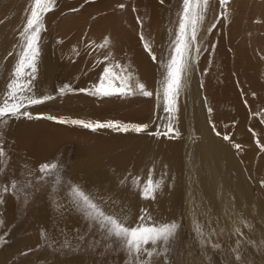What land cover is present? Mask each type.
<instances>
[{
    "label": "bare ground",
    "instance_id": "bare-ground-1",
    "mask_svg": "<svg viewBox=\"0 0 264 264\" xmlns=\"http://www.w3.org/2000/svg\"><path fill=\"white\" fill-rule=\"evenodd\" d=\"M7 1L9 0H0V9ZM14 1L19 2L20 7L23 6L24 8L25 5L26 14H30L33 0ZM61 1L66 3L62 4ZM167 1L169 0H163V3L161 0L160 2L158 0H57L54 9V11H73L81 6L75 13L79 20H83L92 14L97 15L99 26L102 27L100 29L105 31V35H92L96 39L95 41L98 42V48L100 47L101 54L99 56L104 59V51H107L109 58L110 55L112 58L111 62L108 60L106 63H110V66L115 64L121 66L120 70L119 68L113 69L114 72L119 70L120 74L124 75L126 72L122 71V67L130 70L134 78L139 79L140 82L145 84L147 90L154 93L152 97L145 98L143 95L142 97L144 101L145 99L151 100V104L146 100L147 105L150 107V109L148 108L150 113L145 119L148 120L147 122L155 123L153 124L154 127L156 126V129H159L156 133L160 131V126L170 119L168 114L162 110V97L158 99L156 96L157 90L160 89L159 82L161 81L162 68L159 63L153 62L154 64H152L148 55L142 52L135 34V27L139 25L145 36L146 30L144 28L149 29L155 26L154 22L158 21L157 37H159L160 33L163 32L166 20L168 19L167 21L170 22V19L173 18L172 26L174 30L171 35L173 40L178 31L183 0H176L174 3V0L172 1L176 8L175 14H172L171 11L163 12L162 9L167 4L164 7L162 6ZM120 5H124V7H120ZM207 7L209 8L207 10L205 8L204 19L199 26V32L205 27L207 29L212 24L211 20L208 22L209 11L215 13L220 11L222 17L219 26L226 27L227 35L224 36L228 38L230 35V41L233 40L234 42L231 43V46H227L221 41L219 44L211 46L204 55H201L199 51L192 71L184 77V87L178 97V111L174 112L171 117L172 126L178 132L177 135L171 137L163 135L167 128L166 125H163L165 130L160 135L150 134L151 131L155 133V130L149 129L152 127L151 124L144 132H135V134L129 127L128 131L119 130L120 132L117 134L118 132L112 128L92 131L79 125L59 123L56 120L47 119L48 116H52L65 121L73 119L92 123L96 121H117L113 118L115 115L109 117L106 115L107 112H104L105 110L89 103L86 95H75L69 100L65 98L69 103L61 107L58 106V111L51 110L53 107L49 109V105L45 104L39 110L35 106L28 111L32 113V119L23 116L6 120V124L0 128V146L9 145L5 147H8L9 150L7 151L10 155L8 171L6 172L8 180H14L17 177L25 178L26 181L32 180L37 174L40 175L39 166L42 163L52 162L51 160L57 154L58 147L67 148L75 140V143L77 142L76 161L70 169V177L75 184L84 186L85 189L96 194L98 198L102 197L101 209L106 213L112 211L123 212L128 214L132 221H135L141 214V210H146L151 213L157 223H164L176 219L182 209V213H185L184 217L188 228L194 217L199 223L208 224L220 214L221 218L226 217L228 219L223 222L227 226L229 224L227 222L231 221L230 218H233L235 220V223H233L236 224L238 220L241 221L242 216H245L249 223L247 225L252 226L250 232L256 233L264 241V160L259 161V159L257 161L253 157V155L258 154L260 148L251 143L252 136L250 133L247 134V131L243 128L242 122L245 123L246 116L242 119L243 121L240 119L241 124L239 123L240 125L236 126L238 129L234 132L232 140L225 141L223 139L229 121L236 116L235 113L240 105L238 101L240 102L239 97L241 94L244 96H247L248 93L253 94L254 102L245 97L243 100L251 105V110L257 109L256 111H260V114L264 117V112H262L264 111V66L259 69L256 66L253 67L249 63L246 54L247 49H251L252 41V47L257 49L263 60L264 36L262 35L264 33L251 41L248 38L240 37L244 36L242 34H245L247 30L258 28L259 32L264 31V0H242V2L240 0H229L223 5L216 3V5L208 4ZM14 8L17 10L16 6ZM50 13H53V11ZM50 13L47 16L50 17ZM245 14L247 22L243 25L239 19L242 16L244 17ZM69 20L66 22L68 28H63L65 32L76 30L72 20ZM5 24L0 25V98L3 97L6 91V84L16 63V54L20 51L18 47L20 42L13 49L11 47L12 50L10 49L9 41L6 38L7 28ZM52 33L50 30L42 33L41 54L38 59L36 79L34 80L33 94L36 96H43L44 94L48 96L49 93L55 91L53 78L56 65L59 61L61 63V61L65 62L73 56L76 57L73 50L68 51V53L73 54L71 56L65 54L67 53L65 51L62 52L63 49L69 50V47L66 45L60 47L59 36ZM156 40H154L155 44L152 43L153 47L151 46V49L157 55L159 46ZM198 41L196 46L201 50L202 44ZM9 53H13V55L9 56ZM193 55H195V52ZM166 56L167 53L162 51V56L158 59ZM116 59L119 62L116 61L114 64ZM254 59H256V56ZM73 62L68 64L66 68L69 78L72 79L73 77L74 79L73 83L75 82L77 86L81 87L87 84L88 81L91 82V85L98 82L99 75L102 72L100 67L90 74L85 72L86 67L84 68V65L87 61L82 56ZM250 62L253 63V61ZM93 64L90 65L94 67ZM83 72L85 74L81 76ZM61 76L65 77L66 75L61 74ZM66 80H68L67 76ZM90 84H87V86H90ZM160 90L162 92V89ZM138 95L134 98L136 99ZM115 96L111 97L115 98ZM123 97L125 98V96ZM55 100L50 105H56L59 102L58 99ZM130 100L132 101V99ZM136 100L133 99V101ZM117 101L119 100H116V103ZM104 105L106 106V104ZM78 109L80 112L77 111ZM209 109H211V112H209ZM62 110L71 113L76 112V115L72 114L69 118H66L62 115ZM38 112L41 114H38ZM248 112L247 115L250 114L253 118L252 112ZM261 115H259L260 118ZM36 116H40V118L37 119ZM261 119L264 120V118ZM125 124L131 126L130 120L126 119L123 123L121 122V125ZM132 124L134 125V123ZM213 125L215 132H219L221 135L217 136L215 134ZM250 127L251 129L254 128L253 132L261 136L262 130L259 126L257 127L255 118L251 121ZM119 135L123 136L121 138L117 137ZM123 137L124 140H122ZM236 144L240 145L239 149L235 147ZM58 156H60V159L57 160L56 158L55 161L60 164L61 158L64 160L65 156L64 154ZM253 159L256 161V169L255 167L253 169ZM149 170H152L154 181L161 178L164 181L162 190H158L154 200L144 199L140 195V189L147 182ZM135 177H139V183L134 182ZM45 212L47 213V211ZM44 214L42 213V220H40L43 223L42 225H45L44 222H48V215ZM71 217L72 219L75 218ZM74 222V220H67L64 222L65 226L63 227L70 231L74 228L78 229L80 225L82 226V222L81 224L80 222H76V224ZM241 223L244 225L243 222ZM234 224L232 225L234 226ZM76 229L73 231L75 232ZM28 241L14 242L5 250L0 251V264H9L21 257L19 255L20 250L24 247L23 245L28 246ZM58 248L61 249V247ZM61 250L63 251V249ZM69 253L71 252L69 251ZM184 253L187 255L184 258L180 255H171L174 257L167 264H236L233 258L230 259L219 255V253L211 255L204 248L199 251V254L193 253L195 255L194 259L193 257L192 259L189 258L187 249L183 250L182 254ZM53 254L54 257L56 253ZM92 257L88 255V252H78L70 258L62 259L63 261L57 257V259L55 258L50 262L48 257L47 260L49 261L43 263L98 264L97 260ZM28 259L30 260V258ZM131 259V257L125 261L118 259L117 264H130ZM164 261L167 260L164 258ZM162 262L163 260L153 261V264H165ZM99 264L106 263L99 261Z\"/></svg>",
    "mask_w": 264,
    "mask_h": 264
},
{
    "label": "rangeland",
    "instance_id": "rangeland-1",
    "mask_svg": "<svg viewBox=\"0 0 264 264\" xmlns=\"http://www.w3.org/2000/svg\"><path fill=\"white\" fill-rule=\"evenodd\" d=\"M172 1L173 0H169L162 6V7H164L167 4L166 5L167 8L165 7L162 9L164 13L171 11L172 14H175L176 8H175L174 4H172ZM227 1H229V0H227ZM240 1L242 2V0H240ZM61 2H62V4L66 3L64 1H61ZM158 2H160V0H158ZM174 2H176V0H174L173 3ZM208 2H209L208 4H215V5H216V3L219 5L221 4L220 0H208ZM18 3L14 0H9V1L5 2V5H3V7L0 9V22L2 23V21H3V23L2 24L0 23V25L2 26L3 24L6 23L5 24L6 28H7L6 29V38L9 41L10 49H11V47L13 49V47H15L20 42V32L22 31V28H23L24 24L26 23V17L28 15V14H26L27 12L25 11V5L23 8V6L20 7L18 5ZM15 6L17 7V10H16V8H14ZM80 8H81V6H79L76 10H73V11L72 10H63V11L52 10L53 13L49 12L50 17L47 16L48 14L45 16L44 24H45L46 30H48V31L50 30L51 33L53 32L52 34L59 36L58 42H59V46L61 45L60 47H63V45L64 46L66 45L69 47V50L63 49L62 52L65 51V52H67L65 54H69L71 56L73 54L68 53V51L73 50L75 55H76V57H75L76 59L79 58L80 56H82V58H84L87 61L84 65V68L86 67L85 72H88L91 74L97 68L100 67V69H103V66H105V63H100L98 65L96 63L98 60L103 61L104 59L99 56V54H101L100 53L101 51H99L100 47L98 48V46H97L98 42L95 41L96 39L92 35H94V34H96L97 36L98 35H105V31L101 30L102 27L99 26V20H98V17L96 14H94V15L92 14L91 16H88V17L84 18L83 20H79V17L77 18L75 16V13ZM181 8H182V3H181ZM207 8H209V7L206 6V10H207ZM15 10H16V12H15ZM56 11H58L59 13ZM219 12H216L217 13V16H216L215 12H211V10L209 11L210 14H208V22L211 20L212 24H210V26H208L207 29H206V27L203 28L197 36V40H199L198 42H200L202 44L201 50H200L201 55H204L209 50V48L211 46L217 45L221 41L223 43H225L227 46L228 45L231 46V43L234 42L233 40H232V42L230 41V38H229V37H231L230 35L228 36V38L225 37L227 35L226 27L225 26L224 27L219 26V21L222 17V15H221L222 13L221 12L219 13ZM171 13H170V17H171ZM69 19L72 20L76 30L65 32L63 28H68V23H66V22L70 21ZM167 20L163 26V32L160 33L159 37H157L158 36L157 29H159V27H157V25L159 24L158 21L154 22L155 26H153L149 29L144 28L146 30L145 36L148 37L147 39H145L146 37L142 33V29L140 28V26L136 25L138 27H135L136 28L135 34H136V36L139 40V43L141 45L140 48H141L142 52H144L145 54L148 55L152 64H154L153 60L151 59L148 52L145 51L143 44L147 43L150 47L151 46L153 47L152 43H154V40L158 39L156 41H158L159 47L157 50L158 54L156 56L158 58L160 56H162V51L168 53V51H170L169 45H170V42L172 41L171 35H172V32L174 29L172 26L173 18L170 19V22ZM239 20L243 25H245V23L247 22L246 14L244 15V17L242 16ZM244 20H246V21H244ZM52 24H54V25H52ZM213 24H215L214 28L211 27ZM256 24H257V22H256ZM210 28H211V30L209 31ZM230 31H231V29H230ZM141 33L144 36L143 42L140 39ZM246 33H248V34H246ZM246 33H245L246 35L242 34L244 36H240V37H242L244 39L248 38L251 41L253 38H258V36L260 34H263L264 31L262 30L259 32V29L257 28L254 30H247ZM247 35H248V37H247ZM262 36H264V34ZM240 37H237V38H240ZM164 41H166V42H164ZM240 48H241V46L239 47V49ZM249 51H251V52H249ZM247 52H246V54H247L249 63L251 65H253V67L256 66L259 69V68H262V66H264V58L262 60V56L259 54L257 49L252 47V41H251V49L248 48ZM104 53L106 55L104 54L103 56L108 55L107 57L109 58V53L107 51H104ZM249 53H251V54H249ZM255 56H256V59H254ZM75 58L73 56L69 60L65 59L67 62L61 61V63H60V61H59V63L55 67L56 70H55V74H54V78H53V81L55 82V91H52L51 93L48 94V96L51 98L44 101L41 104L27 107L26 108L27 111H29L30 109H32V107H35V106L37 107V110H39L45 104L49 105V107H50V108L48 107L49 109H51L53 107V109H51V110L58 111L59 110L58 106L61 107L62 105L64 106V104L69 103V101H67V100H69V98H72L75 95L80 96L82 94V95H84V96L86 95V97H88L89 103H93L94 105L98 106L99 108H102L103 110H105L104 112H107L106 115H108L109 117H112L115 115L113 118H115L120 123L121 122L123 123L126 119H128V120H130L131 125H133L132 123H134V124H147L149 126L151 124L152 127L149 129L155 130V133L157 130H159V129H156V126L154 127L153 124H155V123L147 122L148 120L145 119L148 116V114L150 113V110H149L150 107H149V105H147L146 100L150 104H151V100L145 99V101H144V98L139 93L136 94V95L139 94L138 97H136L137 100L134 98L136 95H132L133 97H131L130 95L129 96L127 95L128 97L125 96V98L123 97L124 100H122L123 98L121 95H119V96L114 95L115 98L109 96V98H108V96L92 95V94H89L88 92L79 91V89H81V87L85 88V89H92L94 84L91 85L90 84L91 82L88 81L87 84H90V86H87V84H85V85H82L80 87L79 85L77 86L75 82H74L75 84L73 83V81H74L73 77H72V79L69 78V76L66 72V68H67L68 64H71L73 61L74 62L76 61ZM111 58L112 57L110 55L109 61L111 60ZM116 61L119 62L116 59L114 61V64L116 63ZM250 61H253V63ZM90 64H93V66L94 65L95 66L92 67V65H90ZM64 65H66V66H64ZM115 65H118V64H115ZM118 68L120 70V67H116L114 69H118ZM119 70H116L115 72L117 73V72H119ZM85 72H83V74L81 76H84ZM61 74L66 75L68 80H66V76L65 77L61 76ZM119 74H120V72H119ZM121 75H123V74H121ZM61 81H63V82H61ZM65 84L71 85L73 90L65 91L63 94H61L59 89L61 87H63ZM45 95L47 96V94H44L43 96H45ZM244 97L247 98L249 101H253V102L255 101L253 94L248 93L247 96H244L243 94L240 95V97H239L240 102L238 101V104H240V105L238 107L237 112L235 113L236 116L233 117L232 120L229 121V123H228L229 125H227L225 132H226V135H228L230 137V139L228 141L232 140L231 138L234 136L233 135L234 132L236 131V129H238V127H236V126L241 124L240 119H241V121H243L242 119H244V116H246L245 123L242 122V125H243V128H245L244 130L247 131L246 133L247 134L250 133V135L252 136V140H251L252 142L251 143L253 145H257V147L260 148L259 152H257L258 156L253 155V157L255 158V160L257 159V161H258L260 159L259 161H261V160H264V131H263L264 130V127H263L264 126V120L261 119L264 117L260 114L261 113L260 111H256L257 109L254 108V110H251V105L247 104L245 102V100H243ZM65 98H67V100ZM110 98L112 100H109ZM55 99L56 100L58 99L57 101H59V102L58 103L54 102V103H56V105H50V103L53 102ZM115 99L119 100V101H117V103H116ZM130 99H132V101ZM133 99L136 100L137 102L133 101ZM100 100H102V101L100 102ZM128 100H130V101H128ZM97 101L100 105L97 103ZM107 102H108V104H107ZM101 103H103V104L101 105ZM115 103H116L117 108L115 106ZM122 103L124 104V106ZM104 104H106V106ZM251 104H253V103H251ZM141 107H142V110H141ZM145 107H147V108H145ZM249 107H250V109H249ZM77 111H79V109ZM248 111L252 112L253 118L251 117L250 114L247 115L249 113ZM68 112L66 110H64V111L62 110V115L66 118H69L72 114L74 116L76 115V112H72V113L69 112L70 114ZM82 112H84V111H82ZM262 112H264V111H262ZM179 113H180V111H179ZM255 113H256V115H254ZM38 114H41V113L38 112ZM259 115H261V118L259 117ZM108 116H106V117H108ZM122 116H124V117H122ZM247 116H249V117H247ZM12 117L13 116L5 117L3 122L0 123V128H2V126H4L6 124L7 119H9V118L11 119ZM15 117H23V115H17ZM15 117H13V118H15ZM127 117H129V118H127ZM254 118L256 120L257 127L259 126L262 130L261 136L256 134V132H253L254 128L252 127V129H251V127H250V123ZM121 119H122V121H121ZM163 125L168 126V121L166 123L162 124L161 125L162 127L160 126L159 133H162L163 130H165ZM166 130H167V128H166ZM115 131L118 132L117 134H119V132H120L119 130H115ZM153 132L154 131H151L150 134H152ZM225 132H224V135H225ZM133 133H135V132H133ZM135 134H134V136H135ZM122 136L123 135H119L117 137L121 138ZM259 139H260V141H259ZM122 140H124V137L122 138ZM255 140H256V142H255ZM6 145L9 146L8 144H6ZM6 145L0 146V148L4 149V153H5L3 157H0V251L5 250L8 246L12 245L14 242H18L21 240H25V241L29 240L28 246L23 245L24 247L20 250L19 255H21V257H18L17 259L13 260V262L11 261L9 264H15L16 260L18 262V263L16 262V264H44L43 262L46 263L49 260L51 262L55 258L57 259V257L59 259H61V261H63L67 258L72 257V255H75L78 252H82V253L88 252V255L91 257L93 256L92 258L97 260L98 264H99V261L105 262L106 264H109V263L110 264H117L118 259H120L121 261H125V260L129 259V257L126 256V253L124 251H121L119 249L113 250L115 248V245L111 244L109 242H106L104 239V236L101 234L100 230L98 228L92 226V224L84 217V214L82 212H80L77 209V207L73 206L69 201V197H68L69 186L72 184H75L70 177V174H71L70 169H71L73 163H75V161H76L75 154H76V150H77V142L75 143V140L72 141L67 148H64L63 146L58 147L57 151H56L57 154L55 155V157H53V160H51L52 162H54L56 158H57V160L60 159V156H58L59 154L61 156H63V154H64V156H65L64 160L61 158V162H60L59 168H58L59 181H57L55 176H48V177H44L41 179L40 175H38V174L36 176H34V178H32V180L30 179V181L29 180L26 181L25 178H22V177H17L16 179L14 178V180H10V179L8 180V178H7L8 175L6 174V172L8 171V165H9L8 161H10V155H9V152L7 151V150H9L8 147L5 148ZM121 145H123V144H121ZM7 159H9V160H7ZM255 160L253 159V169H254V167L256 169V161ZM55 162H57V161H55ZM253 169L251 170L252 174H253ZM17 179H19V180H17ZM22 179L24 180L23 182H22ZM13 183L17 184L16 190H13L11 187V185ZM5 187H8L7 192H5L3 190ZM45 211H47L48 214ZM42 213H45L44 215H48L47 216L48 222H44L45 225H42L43 223H41V221H40V220H42V218H41ZM70 215L73 216V218L74 217L75 218L72 219V217ZM184 216H185V213L183 214L182 209H181V212H179L177 218L172 220V221H175L178 224H180V227L177 230L176 236L169 242V244L168 245H162L157 250V254L154 257V262L163 260L162 263L167 264V262L169 263L172 260V258L174 257L171 255H177V256L180 255L182 258H184L187 255H186V253L182 254V252H183V250L185 251L186 249L188 250L189 258L192 259V257H193V259H194V256H195L194 254H196V253L199 254V251L201 249L203 250V248H204L207 251V253H210L211 255H214L215 253H219V255L229 257L230 259L233 258V260L236 261L235 262L236 264H238V263L239 264H264V256H263L264 255V241L256 233L254 234V232H252V231L250 232L252 226L247 225L249 223H248L245 216H242L240 218L241 221L238 220L239 222L237 221L236 224H234L235 220H233V218H230L231 221L227 222V224L229 223L227 226H225L223 223L226 221L227 218L226 217L221 218L220 214H218V216H216L217 218L220 216L218 219L215 218L216 220L214 219V221H212L213 223L210 222L208 224L199 223L198 220L194 217L193 220H195V221L193 222V220H192L189 228H188V224L185 220L186 218ZM75 219H77V220L79 219L78 222H80V224L82 222V226L80 225V227L78 229L74 228V229H76L75 232L73 231L74 229L69 231L67 228L63 227V226H65L64 222L67 220L68 221L74 220L75 221L74 223L76 224L77 220H75ZM172 221H168V222L170 223ZM219 221H221V222H219ZM241 222H243L244 225ZM232 224H234V226ZM197 227H199L200 232L202 233V237L197 234V231H196ZM84 229H85V231H84ZM81 237H83V239H81ZM29 238H31V239H29ZM201 238L207 239L209 241V243L208 244H201L200 243ZM66 241L70 245V249L64 247V244ZM97 241H100V243H97ZM183 242H184V244H183ZM213 243H218L219 247L213 248L212 247ZM185 244H187V245H185ZM58 247H61V249H63V251L61 249L59 250ZM89 248H91V249H89ZM165 248H167V252L164 251ZM57 251H59V252H57ZM69 251L71 253H69ZM72 252H73V254H72ZM53 253H56L57 256L55 255L53 257V255H54ZM79 254H81V253H79ZM237 255L241 258L239 261H237L235 259V257ZM48 257H49V260H47ZM28 258H30V260ZM164 258L167 261H164ZM122 259H124V260H122ZM27 261L28 262L30 261V262L28 263Z\"/></svg>",
    "mask_w": 264,
    "mask_h": 264
},
{
    "label": "snow or ice",
    "instance_id": "snow-or-ice-1",
    "mask_svg": "<svg viewBox=\"0 0 264 264\" xmlns=\"http://www.w3.org/2000/svg\"><path fill=\"white\" fill-rule=\"evenodd\" d=\"M163 3V0H161ZM221 4H225L227 0H220ZM57 0H33L30 14L26 17V23L20 32V43L18 45L20 51L16 54V63L10 74L6 84V91L0 98V123L5 117L23 115L28 119H32V113L26 110L29 106H34L43 103L50 99L49 96H36L34 92V80L38 71V59L41 54L42 33L46 31L44 24L45 16L55 9ZM208 5V0H183L182 10L179 15L178 31L175 38L170 42V51L167 56L158 59L151 47L144 43V49L150 55L153 62L159 63L162 68L160 89L157 90L156 96L158 99L162 97V110L170 117L167 130L163 133L165 136L177 135L176 129L172 126L171 117L174 112L178 111V97L184 87V77H186L193 69L200 49L197 45V36L199 26L204 19L205 8ZM124 7V5H120ZM215 27V24L211 26ZM211 28L209 29V31ZM141 41H144V36L141 33ZM107 43V41H105ZM195 52V55L193 53ZM13 53H9V56ZM109 60L107 56L103 61H97V64L105 63L102 72L99 75L98 82L93 85L92 89L81 88L79 91L88 92L92 95L112 96V95H136L137 93L152 97L153 92L146 89L144 83L139 79L134 78L130 70L122 67V71L126 74L121 75L113 71L119 65H109L106 63ZM73 90L71 85L65 84L59 89L63 94L65 91ZM211 112V109H209ZM35 118L39 119L40 116ZM49 120H56L59 123H70L79 125L85 129L96 131L102 128H112L114 130L128 131L129 127L136 133L144 132L148 129L147 124L121 125L119 121H107L95 123L86 122L84 120L73 119L65 121L63 119L48 116ZM213 131L215 127L213 125ZM217 136L221 135L215 132ZM152 135H160L159 132ZM225 141L229 140L228 135H224ZM237 149L240 148L236 144ZM4 149L0 148V157L4 156ZM59 164L57 162H45L39 166L40 178L55 176L59 181L58 176ZM135 183H139V177L134 178ZM164 186L163 178L160 180L153 179L152 170H149L147 182L140 189V195L144 199L154 200L158 190H162ZM13 190H16L17 184L11 185ZM8 191V187L3 189ZM70 203L84 214V217L98 228L104 236L106 242L115 245L113 250L119 249L126 253L127 257H131L130 264H153L157 250L162 245H168L169 242L176 236L177 230L180 227L175 221L157 223L151 213L146 210H141V214L132 221L128 214L123 212L112 211L106 213L101 209L103 203L102 197H97L84 186L72 184L69 186L68 193ZM197 234L202 237L199 227L196 229ZM83 239V237H81ZM100 243V241H97ZM201 244H208L207 239L201 238ZM64 247L70 249V245L66 241ZM213 248H218V243L212 244ZM167 252V248L164 249ZM237 261L241 258L237 255Z\"/></svg>",
    "mask_w": 264,
    "mask_h": 264
}]
</instances>
